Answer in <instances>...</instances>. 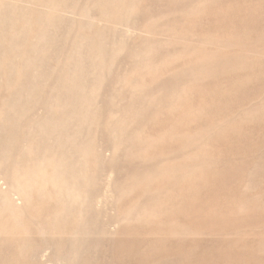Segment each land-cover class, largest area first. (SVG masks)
<instances>
[{
	"label": "rangeland",
	"instance_id": "374dc122",
	"mask_svg": "<svg viewBox=\"0 0 264 264\" xmlns=\"http://www.w3.org/2000/svg\"><path fill=\"white\" fill-rule=\"evenodd\" d=\"M139 1V6L137 5L134 9L135 13L131 14L132 17L121 15L118 18L112 17L113 19L110 17L111 20L107 16L104 17L106 10L100 8L97 3H92L93 1L61 0L58 5L59 8L61 7L59 11H61H55L58 13L54 12L55 15L53 14L58 17L60 13L58 18L61 21L53 24L54 16L51 19L46 17L43 21L37 19L36 15L42 8L40 2L26 8L27 13L24 14V10H26L24 5L16 3L14 0H0V264H118L120 262L121 264H134L130 259H133L132 257L139 249L146 246L147 237L152 234L154 228L143 223L138 224L133 217L121 221L117 215L118 208L126 209L131 203L140 199L143 191V189L128 186L131 181L129 175L137 174L138 171L141 172L150 167L154 168L160 161L168 157L170 152L174 153L177 149L185 146L182 136L179 138L178 134L186 127L190 129L188 137L191 139L195 140L200 137V139H196L197 142L204 139L207 143L209 142L208 146L212 144V148L209 147L211 151L209 152V162L203 172L205 175L203 174L204 177L202 176L199 184L202 191L198 187L196 191L200 192L195 195L197 193L195 191L193 194L195 197L189 198L187 203H182L180 206L178 203H174L169 206V209L165 208L166 215L161 220L172 221L176 225L187 227L191 235H201V239L198 240L199 243L194 244L190 242L191 236H188L184 238L186 241L180 243L178 247L166 245L167 249L164 250L171 252V255L178 256L177 253L197 245L195 250L197 257L190 258L193 262L190 261L187 264H227V258L231 259L232 257L231 260L236 261L243 254H247L253 246L251 240L255 236L261 234L264 236V209H255L251 214L246 215L239 211L243 204L240 203L241 200L244 202L250 195H256L257 192L263 191L260 186L251 187L250 182L264 176V122L262 123L264 112L261 113V110H264V0H205L206 3L202 0L205 4L200 3V0H194L195 2L193 0H175L176 3L172 6L168 5L173 4L169 2H174V0ZM144 2L147 6L144 5ZM197 4L200 7H195L197 8L195 10L193 5L197 6ZM200 4L206 5V7ZM192 7L193 9H191ZM179 12L182 13L179 14ZM27 17L30 18L27 19ZM168 18L174 24L167 21ZM155 19L158 22H155ZM144 22L147 24L142 25ZM160 22H163L164 26ZM165 22L169 25L167 29ZM46 24H50L49 28L53 24V29H56V32H52L50 35L52 37H48L49 39L43 42L46 44L40 45L39 49L31 47L33 37L41 31H45L43 27ZM177 28L180 30L179 32L175 30ZM125 29L126 33L124 34L123 30ZM168 29H173V32ZM97 31L111 40H115L116 45L128 47L127 50L124 49L119 54V58L114 62L115 65L112 64L107 69L108 77H115L117 74L126 73V71L131 73V70L134 69L132 74L136 71L134 75L141 76L140 80L149 82V77L152 75L158 78L152 86L154 88L152 91L159 95L177 90L182 86L187 93L188 91L190 93L184 100L166 101V104H162V108H156L157 110L155 108H136L135 113L140 115L137 120L138 124L145 120L147 123L149 120L150 125H154L152 127L156 128L157 124L155 123L158 122L157 128L159 126L162 128V121L166 126V128L163 126L164 130L162 131L160 128V130L153 128L155 132L159 133L160 138L157 140L163 141L165 145L156 143L159 148H154L151 159L130 158L131 161L122 153L113 156V143H117V140L114 138L113 142L112 138L107 139V133L100 128L93 133L91 130L92 134L89 132L83 136H87V143L91 148L88 156L90 157V174L93 178L87 186L82 200L74 202L68 207L58 208L57 196L60 193L55 192L51 187L39 188V190L34 188L28 198H23L11 189L14 179L22 176L32 177L40 171L46 161L50 162L52 159L58 161L60 158L52 167L47 166L46 171L50 176H55L57 171L66 168V164H68L67 160L63 158L65 149L56 145L57 137L47 138L45 135H38L35 129L48 113V108H45L44 103L46 99L56 95L70 96L71 92L68 94L67 90L70 88L69 85L73 86V83L64 84L63 87L60 85V87H56L55 91L51 87L65 71L71 68L69 65L67 67L65 65L66 60L72 55L69 48L71 41L75 36L78 38L79 36L92 37ZM174 31L178 34L176 32L174 34ZM160 32L163 34H158ZM158 36H164V38ZM157 39H159L158 42ZM185 39H188V42ZM164 40H168V43ZM178 40L180 41L178 42ZM153 41H155L154 44L151 43ZM138 45H152L155 48L153 62L136 63L134 61L135 48L140 47ZM42 48L43 50H41ZM39 50L41 51L39 52ZM107 50L106 54L108 55L113 51L112 48ZM173 52L175 55H172ZM167 54L169 55L166 56ZM161 59L163 60L161 61ZM132 63L134 64L132 65ZM157 65L159 68H156ZM117 70L120 73L116 72ZM39 71L40 74L46 75L44 81L36 80L35 76ZM147 78L148 80H146ZM156 83L157 85L160 83L159 86H156ZM196 83L197 85H194ZM221 85L223 86L221 87ZM35 88L37 95L27 101V94ZM221 89L225 92L222 93ZM109 90L110 88L104 90L99 102L105 99L106 105H109L111 96H109L110 93H107ZM144 94L147 92L145 91ZM174 102L176 103L174 105L178 106L177 108L172 104ZM168 103L171 105L167 106ZM18 104L19 107L20 105L21 107L22 105L30 107L26 108L27 111L21 118H18L20 109L16 108ZM106 109L109 108H93L92 111L102 112L101 115L104 117L108 111ZM53 112L52 114H57L56 116L60 118L66 114L65 111L54 110ZM189 112L191 113L189 114ZM249 113L251 114L250 120L253 117L255 120H248ZM181 117L182 120H179ZM242 118H247L248 121ZM100 121L102 124V120ZM168 122L173 125L169 127ZM192 122L193 124H191ZM175 124L176 126H174ZM168 127L170 131L167 130ZM192 127L194 131L191 130ZM178 128L181 131H178ZM240 130L244 132L240 133ZM165 131L170 133L165 136L160 134ZM175 131L179 133L176 132L178 135L176 137L171 135L174 136L173 139L169 135ZM201 131L203 132L200 133ZM238 133H240L239 136ZM210 134L213 135L211 139ZM214 153L218 157L212 156ZM212 157L214 160L211 159ZM47 158L50 160H45ZM92 160H94L93 163ZM210 161L212 162L210 163ZM212 163L215 164L213 168ZM55 165L57 166L54 167ZM209 165L211 169H208ZM207 169L208 173H206ZM126 175L128 176L126 177ZM123 180L125 181L123 182ZM120 184L121 187H117ZM134 188L135 190H133ZM257 201L249 205L256 204ZM259 201L264 203V199ZM172 207H174L173 210H170ZM72 236L74 237L72 238ZM232 240L238 241V245H235ZM150 248L154 249V247ZM87 250L91 251L87 252ZM156 255L152 254L154 259ZM198 255L204 257L200 258ZM263 256L262 254L261 258ZM144 257L145 259L146 257L151 258L150 255ZM158 257L159 255H157ZM145 259L143 258L144 263L139 261L137 264H151L150 262L154 260L151 258L152 260L149 259L151 261L148 259L145 261ZM221 260L223 262L219 263ZM172 262L175 264V258H172ZM243 262L241 264H247L246 261Z\"/></svg>",
	"mask_w": 264,
	"mask_h": 264
},
{
	"label": "bare ground",
	"instance_id": "6f19581e",
	"mask_svg": "<svg viewBox=\"0 0 264 264\" xmlns=\"http://www.w3.org/2000/svg\"><path fill=\"white\" fill-rule=\"evenodd\" d=\"M14 1L16 3L24 5L25 6L24 9L30 8V6L32 4H36L38 2L42 3V5L40 4L42 6V8L39 9L38 14H37V12H35L37 14L36 15L37 19L40 20V21H43L46 17H49V19H51L55 15L54 14L55 11H58V12L61 11V10L59 11V9L61 7L59 8V6H58L61 0H14ZM87 1H93L92 3H94V4L97 3L100 6V8H103L104 10H106V11H104V12H106L105 13L106 15L104 17L106 18V16H107V18H109V19H111L112 17L113 18H115V17L118 18L121 15L131 16V14L135 13L134 12L135 7H137V5L139 6L138 3H140L139 0H87ZM197 1H199V0H197ZM145 2H144V5H145ZM204 2L206 3L205 0H204ZM204 2H202V0H200V3H204ZM169 3H173L171 5L170 4L168 5V6H172L176 2L174 0V2H169ZM192 4H195V3H192ZM198 4H197V6H195L196 4L193 5L194 8L195 7L199 8L200 6L198 7ZM177 5H179V4H177ZM200 5H202V4H200ZM99 6H98V8H99ZM140 6L143 7V5H140ZM145 6H147V5H145ZM176 6H174V7H176ZM181 6H182V4H181ZM202 6L206 7V5H202ZM189 7H191V6H189ZM197 8H195V10ZM185 9L183 10L184 12H185ZM191 9H193V7ZM144 11H143V13H144ZM58 12H55V13H58ZM188 12H190V11H188ZM26 13H27V9L24 10V14H26ZM137 13H138V11H137ZM164 13L166 15L165 11H164ZM180 13H182V12H179V14ZM169 14H170V12L168 13V15ZM185 14H186V12H185ZM59 16H60V13H59L58 17ZM30 17H27V19H29ZM58 17L57 16L53 17V24L57 23L59 20L61 21V19H59ZM73 18H76V17H73ZM164 20H167V19H164ZM164 20H163V22H164ZM145 21L147 22V20H145ZM167 21L172 22L170 19L167 20ZM146 22H144L142 25H144ZM155 22H158V21L156 20ZM170 22H168V23H170ZM176 22L178 23V21H176ZM27 23H28V21H27ZM107 23H108V21H107ZM114 23H115V20H114ZM172 23L174 24V22H172ZM53 24L51 25L52 26L51 28H49L50 24H48V25L46 24L43 27L45 29V31H43V32L41 31V33H38L37 35H35L33 37L34 40L32 42L31 47H35V48L39 49L40 45L43 46L44 44H46V42L45 43H43V42L45 40L49 39L48 37H52V36H50V35H52L51 34L52 32H56L55 31L56 29H53ZM110 24H113V23H110ZM165 24H167V22H165ZM167 25L165 26L166 29H167V27H169V25L168 26ZM75 26H76V24H75ZM130 26H131V24H130ZM151 26H149V27H151ZM162 26H164V25L162 24ZM165 27H163V28H165ZM144 28H145V26H144ZM159 29H161V28H159ZM156 30H158V29H156ZM168 30H170V29H168ZM172 30H170V31H172ZM175 30H178V28L175 29ZM98 31L92 37L79 36V38H78V37L75 36V38H73V40L71 41L69 48L71 49L70 51H71L72 55L70 54L71 56L66 60L67 62L65 64L66 67H67V65H69L71 68L68 69L67 71H65V73L63 72L64 74L61 76V78H58L57 81L54 83V85H52V87H51V89L53 91H55L56 87H58V86L60 87V85L64 86V84L73 83V86L69 85L70 88L68 87L69 88L67 90L68 92L65 91L68 94H69V92H71L70 96L69 97H63L61 95H56V96H54L52 98H49V99L45 98L46 100L45 101L43 100V101L45 103V108H48V113L43 118V120L38 124V127L35 129V132L38 135H45L47 138H56L57 137L56 138L57 141L55 140L56 141V145L59 148H64L65 149L64 154H63V158H64V160H67L68 164H66V168H64V169H62L60 171H57L55 176L54 175L50 176L47 173V171H46L47 166H51L52 167L54 164H56V162L59 161L60 158L59 159L57 158L58 161L57 160L55 161V159L50 160V158H47L45 160H50V162L46 161L43 164V166L40 169V171L38 173H36L35 175H33L32 177L22 176L20 178H17L16 180L14 179L12 181V183H11L12 184L11 189L13 191H16L17 194H19L23 198H28L29 194L32 192V190L34 188H38V190H39V188L45 189L47 187H51L53 190H55V192H59L60 193L57 196L58 208L68 207L72 203L82 200L83 195L86 192L87 186L89 185V183L92 181V178H93L91 176V174H90L91 173V166H90V162H89L90 157L88 156V154H90L89 152H90L91 148H90V146L87 143V138H86L87 136L86 135L83 136L84 134H88L91 130H92V133H93V131L98 130L100 128L101 130H103V131H105L107 133V135H108L107 139L112 138V141H113V139L115 138L117 140V143H115L113 141L114 142L113 143L114 144L113 145V156L118 155L119 153H122V155L124 157H126V158H129V160H131V159L146 160V159L150 158L151 155L153 154L152 152H153L154 148H159L158 147L159 145L156 144V143H160V145L162 143H163V145H165V144H164L163 141L159 142L160 140L159 141L157 140V138H160V136H159V133L154 131L153 128H155V127H152L154 125H152V124L150 125L149 120H148L147 123H145V121H146L145 119H147V118H145V119L143 118L145 121L144 122L142 121L143 123L140 122L138 124L139 121H137V120H138L140 115H137L135 113L136 108H155V109L157 108V109H159V108H162V104L163 105H164V103L166 104V101H168V100H170V102H171V100H174V101L175 100L176 101L180 100L181 101V100H184L186 98V96L190 93L189 91L187 93L183 86L180 87V88H178L179 87L178 86L177 90L171 91V89H173L174 87L173 88L170 87L171 89H169V90L171 92H166L163 95H159V93L152 91V88H153L152 86L154 85V83L157 81L158 78L156 76L152 75V76L149 77V82H147L145 80L144 81L140 80L139 79V77H141V76H139L140 72H138L139 73V75H138L139 77H137L136 74L134 75V72H136V71H134L133 74H132V71L134 69L131 70V73L130 72L128 73L126 71V73H124V74L120 73L119 70H117L116 72H119L120 74H117L115 77H108L107 74H106L107 69H109L110 66H112V64H114L115 60L119 58L118 57L119 54L124 49L127 50L128 47L124 48L121 45H116L115 44V40H111L106 35L98 33ZM170 31H168V32H170ZM179 31L180 30H178L177 32H179ZM163 32H164V30H163ZM175 32L176 31H174V34H175ZM196 32H198V30ZM196 32H194V33H196ZM123 33L124 34L126 33V29L123 30ZM144 33L146 34L147 32H144ZM161 33L162 32H160L158 34H161ZM165 33H166V31H165ZM137 36H138V34H137ZM147 36H150V35L147 34ZM156 36H157V34H156ZM142 37H143V35H142ZM158 37H161V38L163 37L164 38V36H158ZM167 37H169V35ZM146 38H148V37H146ZM170 38H173V37H170ZM180 38H182V37H180ZM158 40L159 39H157V42H158ZM185 40H187V42H188V39H185ZM139 41L141 42L142 40H139ZM164 41L166 43H168V40L167 41L164 40ZM179 41L180 40H178V42ZM154 42L155 41H153L151 43L154 44ZM55 43H56V41H55ZM175 43H177V42H175ZM141 44H143V43H141ZM162 44H163V41H162ZM160 45H161V43H160ZM237 45H238V43H237ZM134 46L136 47L135 44H134ZM138 46H140V47L139 48H135L134 61L136 63H145L147 61H149V62L152 61L153 62V58L152 57H153V53L155 52V48L152 45H143V46L138 45ZM170 46H171V44H170ZM207 46L211 47L210 45H207ZM45 47H47V46H45ZM131 47H132V45H131ZM184 47H182V48H184ZM43 48L41 50H43ZM108 48H112L113 49V51L109 55L106 54V52L108 51L107 50ZM166 49H168V47H166ZM192 49H193V47H192ZM41 50H39V52ZM129 50H131V49H129ZM181 50H183V49H181ZM70 51H68V52H70ZM174 53L175 52H173V54L172 53L171 54L175 55ZM235 53H236V51H235ZM130 55H132V54H130ZM168 55L169 54H167L166 56H168ZM183 55H185V54H183ZM243 55H244V53H243ZM166 56H165V59H166ZM180 57H181V55H180ZM242 57H244V56H242ZM167 59H169V58H167ZM162 60L163 59H161V61ZM172 61H174V60H172ZM130 62H131V60H130ZM160 63H162V62H160ZM167 63H168V60H167ZM239 63H241V62L239 61ZM133 64L134 63H132V65ZM164 64H162V65H164ZM229 65H230V63H229ZM232 65H231V67H232ZM240 65H239V67H242ZM249 65H250V63H249ZM153 66L155 67V65H153ZM157 66H156V68H159V66L158 67ZM164 73H165V71H164ZM156 74H157V72H156ZM143 75L145 76V74H143ZM159 76H161V75H159ZM35 77H36L37 81L39 80V82H41V81L45 80L46 75L40 74V71H39V73L36 74ZM168 77H170V76H168ZM166 79H167V77H166ZM146 80H148V78ZM39 82H36V83H39ZM180 83L182 84V82H180ZM201 83H202V81H201ZM159 84L157 85V83H156V86H159ZM216 84H215V87H216ZM194 85H197V83L194 84ZM222 86L223 85H221V87ZM65 87H66V85H65ZM65 87H64V89H65ZM238 87H240V86H238ZM106 88H110L109 92H107L108 94L110 93L109 96L111 95L109 97L110 98L109 105H106V100L105 99H103L102 101L99 102V98H100V96L103 95L104 90ZM217 88H216V90H217ZM144 89H146V90H144ZM147 89H150V90H147ZM213 89H215V88H213ZM235 90H236V88H235ZM145 91L147 92V94H144ZM222 91L223 90L221 89V92ZM219 92H220V89H219ZM224 92L225 91H223L222 93H224ZM219 94H221V93H219ZM35 95H37L36 88L34 90L33 89L30 90V92L27 94V96H26L27 101L32 100V98H34ZM39 95H41V94H39ZM77 95H78V97H76ZM224 96H225V94H224ZM40 98H42V97H40ZM212 98H209V99H212ZM196 99H197V97H196ZM17 100H20V99H17ZM14 104H15V102H14ZM168 104H167V106L171 105V103L169 105ZM172 104L174 105L176 103L174 102ZM198 105H200V104L198 103ZM174 106L176 108L178 107L176 105H174ZM174 106H173V108H174ZM201 107H203V106H201ZM7 108H8V106H7ZM16 108H20L19 109L18 118H21L26 113V111H27L26 108H30V107L23 106V105H22V107H21V105L19 107V104H18V106L16 105ZM93 108H109V109H106L108 111H107V113H105V116L103 117L101 115L102 112L99 113V111H96V112H95V110L92 111ZM155 109H154V111H155ZM54 110L57 111V112L65 111L66 114L63 115V117L60 118V117L56 116L57 114H55V115L52 114V113H54L53 112ZM262 111L264 112V110H261V113H262ZM174 112H175V110H174ZM191 112H189V114ZM199 112H201V111H199ZM201 114L203 115V113H200V115ZM253 115H255V114H253ZM257 115H259V114L257 113ZM197 116H196V118H197ZM246 116H248V115H246ZM249 117L250 118L247 117L249 121H252L254 119V117H253V119L250 120L251 119V114L249 115ZM255 117L257 118L256 115H255ZM247 118H245V119L242 118V119L248 121ZM263 118H264V116H263ZM263 118H258V119H263ZM171 119H173V118H171ZM100 120H102V124L100 123L101 122ZM156 120L158 121L159 118L156 119ZM166 120H168V119H166ZM179 120H182V117ZM263 120H262V123L264 122ZM173 121H174V119H173ZM192 121H193V119H192ZM193 122L191 124H193ZM240 122H241V119H240ZM240 122H239V124H240ZM163 123L164 122L162 121L161 124L164 126ZM183 123H184V121H183ZM223 123H224V121H223ZM235 123H237V122L235 121ZM155 124H157L156 126L158 127V122L155 123ZM168 124H170V123L168 122ZM231 124H232V122H231ZM239 124H238V126H241ZM159 125H160V123H159ZM171 125H173V124H170L169 127ZM163 126H162V128H163ZM174 126H176V124ZM184 126H186V125H184ZM160 127L161 126H159V128ZM164 127L166 128V126H164ZM169 127L167 128V130L169 129ZM229 127H230V125H229ZM159 128H157V129H159ZM162 128H160L161 131L164 130ZM231 128H234V127L231 126ZM180 129H181V127H180ZM213 129H215V128L213 127ZM191 130H193V127H192ZM235 130H237V129H235ZM244 130H247V129H244ZM168 131H170V130H168ZM178 131H181V130H179V128H178ZM178 131H175V133L178 132ZM183 131L181 133L178 132L179 133L178 135H179V138L182 136L181 138H183V140L185 142V146L177 149V151L174 152V153L170 152L169 156L164 158L162 161H160L154 168L150 167V168H148L146 170H143L141 172L138 171L137 174L132 173L134 175H132V174L129 175V177L131 176V178H130L131 181H129L130 184H128V186H130V188L132 186V187H135L137 189H143V191L141 193L140 199H138V200L134 201L133 203H131L130 206H128L126 209L121 210V208H118L117 215H118V217H119V219L121 221L126 220L129 217H131V218L133 217L135 222H137L138 224L139 223L140 224L143 223V224H146V226H152L154 228L152 234H150L149 237H147L148 240L146 241V246L141 248V249H139V251L136 254H134V256L132 257L133 259H130L131 262L134 263V264H137L139 261L143 262L144 261L143 258L145 259V257H144L145 255H147V256L150 255L151 258L154 259L152 254H154V255L157 254V255H159V257L157 258V255H156L155 256L156 258L153 261H151L152 260L151 258H147L146 257V259H148V260L151 259V260H149V261H151L150 262L151 264H174V262H172V258H175V264H187L190 261L193 262V260H190V258L194 259V258L197 257V254L195 253L197 245H195L193 247H190V248H187L184 251H182L181 253H177L176 255H178V256L171 255L170 254L171 252L169 253V252H166L164 250L165 248L167 249L166 245H173L174 248L178 247L180 245V243L186 241L184 238L188 237V236H191L190 237V239H191L190 242L194 243V244H197V242L199 243L200 241H198V240L201 239V235H198V234L191 235L190 234L191 232H189L190 230H188L189 228H187V227H182L180 225H176L172 221L170 222V221H162L161 220V218L166 215L165 208L169 209V206H172L174 203H178V205L180 206L182 203H187L186 201L189 198L195 197L193 194L197 190V188L199 187L200 181H201L202 176L204 174L203 172L207 168V162H209V152H211L209 150V147L212 148V144H210L211 146H208L209 142L207 143L206 140H204V139L200 140L199 142H197L196 139H198V138L200 139V137L196 138L195 140L191 139L190 137H188V134H190L189 133L190 129L188 127H186V129H184ZM206 131H207V129H206ZM202 132L203 131H201L200 133H202ZM234 132L236 133V131H234ZM237 132H238V130H237ZM242 132H244V131L242 130L240 133H242ZM100 133H102V132H100ZM165 133H166V131H165ZM165 133H160V134L165 136V135H167L170 132H168L166 134ZM175 133H172L169 136H171V135H175V137L178 136L177 133L176 134ZM240 133H238V136H239ZM222 134H223V132H222ZM236 134H234V135H236ZM210 135L209 136H210V139H211V137L213 135L212 134H210ZM173 137L174 136H171V138H173ZM210 139H209V137L207 138L208 141ZM47 142H48V140H47ZM181 142H182V140H181ZM50 143H52V142H50ZM47 144H49V143H47ZM214 149H215V147H214ZM214 154L212 156H217L218 157V155H216V154L214 155ZM1 156H2V154H1ZM93 156H94V154H93ZM92 159H94V157H92ZM211 159L214 160L213 157ZM218 160L220 161V159H218ZM93 161L94 160H92V163H93ZM61 162H62V160H61ZM211 162L212 161H210V163ZM210 163H208V164H210ZM214 165L215 164L212 165V168L214 167ZM216 165H218V164H216ZM56 166L57 165H55L54 167H56ZM208 169H211L210 165L208 166ZM208 169L206 170V173H208L207 172V171H209ZM127 176L128 175H126V177ZM208 177L209 176L207 175V178ZM124 181L125 180H123V182ZM206 181H207V179H206ZM121 184L119 186H117V187H121ZM250 186L251 187L260 186V188H262L263 191L262 192L259 191V192H257V194L255 193L256 195H250L248 200L245 199L246 201H244V202H242V200H241L240 203H243V204H241V207H240L239 211L242 214L245 213V215L248 214V213L251 214L255 209H257V210H263L264 209V203L259 201V200H263L264 199V176L259 177L254 182H250ZM122 188H124V187H122ZM135 188L133 190H135ZM199 188L202 191V188L201 187H199ZM204 189H205V186H204ZM39 192H41V191H39ZM199 192L200 191H198L195 195H197ZM256 200H258L256 204L249 205L250 203H252V202H254ZM177 206H176V208H177ZM173 208L174 207L170 208V210H173ZM127 220H129V219H127ZM170 220H172V219H170ZM73 237L74 236H72V238ZM234 238L237 239V237H234ZM234 238H232V239H234ZM249 240H251V239H249ZM232 241H234V240H232ZM76 242H78V241H76ZM237 242H235V245H238ZM191 243H190V245H191ZM209 243H210V241H209ZM251 243L253 244V246H252V248H250V250H249V252L247 254L244 255L243 252H242L243 256H240L239 258L235 257V258H237L236 261H232L231 260L232 257L230 256L231 259L227 258V264H241V263H244L243 261H246L247 264H264V259H263L264 256L261 258L262 254L264 255V236L262 234L259 235V236H255L254 239L251 240ZM90 247H92V246H90ZM90 247H89V249H90ZM150 247H154V249H152ZM249 247H251L250 244H249ZM87 249H88V247H87ZM101 249H102V247H101ZM89 251H91V250H89ZM89 251L87 250V252H89ZM205 253L207 255V252H205ZM203 255L205 256V254H203ZM204 256L201 255V257L200 256L199 257L203 258ZM235 256H238V255H235ZM205 258H206V256H205ZM146 259H145V261H147ZM220 262H223V261L221 260V261H219V263ZM115 264H117V263H115ZM118 264H121V262L118 263ZM222 264H224V263H222Z\"/></svg>",
	"mask_w": 264,
	"mask_h": 264
}]
</instances>
